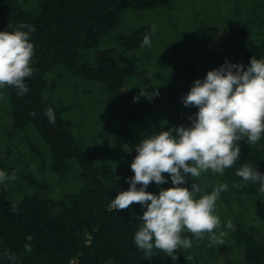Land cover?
<instances>
[{
	"label": "trees",
	"instance_id": "16d2710c",
	"mask_svg": "<svg viewBox=\"0 0 264 264\" xmlns=\"http://www.w3.org/2000/svg\"><path fill=\"white\" fill-rule=\"evenodd\" d=\"M171 1L0 0V31L12 32L21 23L35 29L30 40L34 71L25 81L29 91L21 97L15 87L4 86L16 133L0 137V171L9 178L15 173L16 178L0 183V264H215L234 244V250L241 252L235 264H264V193L259 182H244L236 175L244 164L264 174V134L255 144H248L246 137L239 141V159L222 175L211 170L198 178L188 175L181 185L191 190L193 183L199 184L200 195L228 185L214 212L221 221L214 234L226 233L223 244L211 243L208 233L196 239L185 230L182 238L191 239L192 247L179 248L174 253L177 259L154 248L148 260L134 243L146 208L140 204L122 211L112 207V200L130 187L127 181L134 176L130 166L137 145L160 131L191 126L198 109L185 107L182 98L196 80H204L226 61L242 64L246 70L253 56L264 59V8L259 0H238L242 7L222 16L229 20L224 30L239 35L238 40L219 42L211 30L198 32V21L196 35L178 37V42L159 40L149 17L143 26L125 28L128 12L155 13L162 7L167 12ZM146 34L151 46L141 47ZM89 83L99 88L90 91ZM61 85L64 96L57 99L54 94ZM66 102L74 111L70 119L65 117ZM49 107L54 124L45 115ZM91 110L98 114L92 127ZM21 132H32L38 146L25 142L21 150L24 141L16 139ZM27 152L36 157V171L26 163ZM72 161L80 170L75 191L57 199L25 195L18 202L9 189L11 183H22L46 192L36 183L35 173L51 165L63 175L72 169ZM163 175L167 183L152 182L146 191L158 195L172 187L168 174ZM228 220L234 230L227 228ZM28 236L31 253L24 250ZM6 252L16 259H9Z\"/></svg>",
	"mask_w": 264,
	"mask_h": 264
},
{
	"label": "clouds",
	"instance_id": "9594fccd",
	"mask_svg": "<svg viewBox=\"0 0 264 264\" xmlns=\"http://www.w3.org/2000/svg\"><path fill=\"white\" fill-rule=\"evenodd\" d=\"M34 31V27L24 23L12 32L0 31V87H15L21 97L29 91L25 81L34 71L31 67L34 45L30 42ZM140 46H151L150 35L144 36ZM144 95L141 92V96ZM182 103L198 109L191 126L160 131L142 140L130 166L134 173L127 181L130 187L112 200L115 210L129 209L133 204L146 208L134 243L148 260L154 248L177 259L174 253L179 248L192 247L191 239L182 238L185 230L196 239L208 233L211 243L223 244L221 237L226 233L214 234L221 225L214 212L220 193L227 191L228 185L221 184L203 195L197 183L191 185V190L181 185L186 183L188 175L198 178L209 170L222 175L239 159V141L246 137L248 144H255L261 139L264 134V59L253 56L246 70L242 64L226 61L218 69L209 71L204 80H196ZM45 115L50 123H55L51 107ZM163 174H168L173 186L159 191L158 195L146 191L152 182L167 183ZM236 175L244 182H259V191L264 193V174L257 169L244 164ZM11 178H16L15 173ZM8 179V174L0 171V183ZM226 226L234 230L231 220ZM31 240L28 236L24 244L28 253L33 250ZM9 259L14 261L16 257L9 255Z\"/></svg>",
	"mask_w": 264,
	"mask_h": 264
},
{
	"label": "rangeland",
	"instance_id": "374dc122",
	"mask_svg": "<svg viewBox=\"0 0 264 264\" xmlns=\"http://www.w3.org/2000/svg\"><path fill=\"white\" fill-rule=\"evenodd\" d=\"M256 2H261L262 7L264 8V0H259ZM242 7V3L238 0H172L167 12L162 7L160 9H156L155 13L154 11L143 13H131L128 12L125 14V25H127L125 28H131V27H140L144 25V20L146 17H149V22H154V35L158 37L159 40H164L165 42L174 39L175 42H178V37L180 39H184L187 36L192 37L195 36L196 31V24L195 21H198L197 30L209 32L211 30V34L214 32L216 35V39L219 42H225V39H231L234 38L238 40L240 37L239 35H230L228 34L224 28L226 23L229 22V20H226L222 16L226 15L227 10L231 8H240ZM152 13V14H151ZM132 14V16H131ZM134 14V15H133ZM151 17V18H150ZM170 18V22L165 23L166 18ZM226 17V16H225ZM217 19V20H215ZM157 21V23L155 22ZM219 25L213 26V23ZM161 23V24H160ZM221 23V24H220ZM124 24V23H123ZM123 26V25H122ZM215 28L217 30H215ZM123 29H120V31L116 32L115 34H121ZM114 34V35H115ZM201 35L198 33V36ZM95 88H99L96 84H90L88 85V88L90 91H92ZM98 92V91H97ZM102 95V94H101ZM64 96V88L62 85L58 87V90L56 92V95L54 94V97L59 99L63 98ZM83 103H85V98H82ZM93 100H96V97L93 98ZM65 109L67 111L65 112V117L70 119V117L73 116V107H71V104H64ZM10 105L8 101V94L4 87L0 88V137H4L6 139L9 135H14L16 132L14 130L13 122L10 115ZM80 115V114H79ZM98 117V114L91 110L90 114H88V118L90 119V127L94 126V122H96ZM107 119H109V116L106 115ZM75 119H78V114L75 115ZM107 121V120H106ZM116 122V121H115ZM117 125V123H116ZM120 125L118 120V126ZM2 138V143H6L5 139ZM17 140L23 139L24 143L22 142L20 144L21 150H24V147L26 146L25 142H33L36 143L35 145L38 146V143L36 142L37 138L35 135H33L32 132H21L18 133L16 136ZM41 142V141H40ZM42 144V143H41ZM88 144L92 145L91 142ZM3 145V144H2ZM39 149L45 152V148L41 147L39 145ZM25 159L27 165L32 170H37V162L35 155L30 152H27L25 154ZM45 161H49V157L45 156ZM99 159L96 160L98 162ZM74 162L72 169L70 168V171L60 175L58 173H55L52 169V166L45 168L41 167L40 171H37L35 173V181L37 184L44 186L43 188L46 192L40 191L41 189L37 186L29 187L28 185H23L22 183L20 185H15L14 183H11L9 185V189L14 192V198L18 200V202L25 196V195H39L41 197H49L57 199L59 198V195H62L64 193H68L71 191H75L77 188V182H76V174L80 171L77 163ZM71 163V162H70ZM12 175H10L9 180H12ZM78 180V179H77ZM48 187V188H47ZM14 201V200H12ZM235 244L230 245V248L225 250V252L221 253L220 259L215 264H235L236 260L240 259L241 252L234 250ZM233 262V263H232Z\"/></svg>",
	"mask_w": 264,
	"mask_h": 264
},
{
	"label": "built area",
	"instance_id": "2783aa9c",
	"mask_svg": "<svg viewBox=\"0 0 264 264\" xmlns=\"http://www.w3.org/2000/svg\"><path fill=\"white\" fill-rule=\"evenodd\" d=\"M72 264H76V263H72Z\"/></svg>",
	"mask_w": 264,
	"mask_h": 264
}]
</instances>
